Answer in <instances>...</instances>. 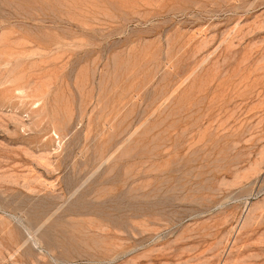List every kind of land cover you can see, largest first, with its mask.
<instances>
[{
	"label": "rangeland",
	"instance_id": "374dc122",
	"mask_svg": "<svg viewBox=\"0 0 264 264\" xmlns=\"http://www.w3.org/2000/svg\"><path fill=\"white\" fill-rule=\"evenodd\" d=\"M262 112L264 0H0V264H264Z\"/></svg>",
	"mask_w": 264,
	"mask_h": 264
},
{
	"label": "bare ground",
	"instance_id": "6f19581e",
	"mask_svg": "<svg viewBox=\"0 0 264 264\" xmlns=\"http://www.w3.org/2000/svg\"><path fill=\"white\" fill-rule=\"evenodd\" d=\"M253 1V0H252ZM243 2V1H242ZM239 4V3H238ZM244 6V5H243ZM241 7V6H240ZM200 9V8H199ZM234 9V8H233ZM217 76V75H216ZM217 92V91H216ZM213 94V93H212ZM233 95V94H232ZM223 104V103H222ZM262 113H264V112H262ZM261 113V114H262ZM262 120H264V119H262ZM252 127V126H251ZM160 148V147H159ZM157 177V176H156ZM171 178V177H170ZM164 179V178H163ZM147 180V179H146ZM163 181V180H162ZM128 189V188H127ZM160 191V190H159ZM170 191V190H169ZM168 194V193H167ZM119 195V194H118ZM166 195V194H165ZM109 196V195H108ZM117 196V195H116ZM161 196V195H160ZM135 197V196H134ZM158 201V200H157ZM118 202V201H117ZM123 202V201H122ZM151 202V201H150ZM109 203V202H108ZM116 205V204H115ZM151 205V204H150ZM163 205V204H162ZM112 207V206H111ZM155 207V206H154ZM100 208V207H99ZM98 209V208H97ZM101 209V208H100ZM123 211V210H122ZM134 212V211H133ZM136 220V219H135ZM99 223V222H98ZM138 223V222H137ZM101 224V223H100ZM124 230V229H123ZM125 231V230H124ZM143 232V231H142ZM122 246V245H121Z\"/></svg>",
	"mask_w": 264,
	"mask_h": 264
}]
</instances>
